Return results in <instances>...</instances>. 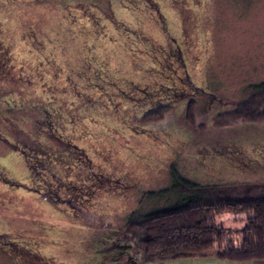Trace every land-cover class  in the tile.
<instances>
[{
    "label": "rangeland",
    "instance_id": "obj_1",
    "mask_svg": "<svg viewBox=\"0 0 264 264\" xmlns=\"http://www.w3.org/2000/svg\"><path fill=\"white\" fill-rule=\"evenodd\" d=\"M3 59L0 264H264L146 260L125 229L172 171L264 197V120L226 115L264 81V0H0Z\"/></svg>",
    "mask_w": 264,
    "mask_h": 264
},
{
    "label": "trees",
    "instance_id": "obj_2",
    "mask_svg": "<svg viewBox=\"0 0 264 264\" xmlns=\"http://www.w3.org/2000/svg\"><path fill=\"white\" fill-rule=\"evenodd\" d=\"M159 72L154 70L155 74L162 76ZM251 87L249 97L237 103L232 113L226 114L230 121L264 120V81ZM168 100L172 101L171 98ZM188 108L187 118L191 120L192 107L189 105ZM160 112L161 109L150 111L143 115L144 120H157L161 117ZM224 122L219 125H225ZM171 176L167 190L149 195H172L175 202L134 218L125 226L128 236L138 242L146 260L202 256L210 251L219 259H264V197L222 198L218 195V187L200 186L175 171ZM224 212L250 215L243 228L231 230L215 224V216ZM233 236H239V239Z\"/></svg>",
    "mask_w": 264,
    "mask_h": 264
},
{
    "label": "flooded vegetation",
    "instance_id": "obj_3",
    "mask_svg": "<svg viewBox=\"0 0 264 264\" xmlns=\"http://www.w3.org/2000/svg\"><path fill=\"white\" fill-rule=\"evenodd\" d=\"M172 44V43H171ZM174 44V43H173ZM177 44V43H176ZM179 50V49H178ZM4 60L5 59H3V60H1L0 61V70H2L3 68H4V66H5V64H4ZM93 67H95V66H93ZM172 71H173V69H172ZM152 72V71H151ZM152 74L154 75L155 73L154 72H152ZM158 75V74H157ZM156 75V76H157ZM186 76H187V74H185ZM155 76V75H154ZM155 82V81H154ZM155 83H157V82H155ZM152 84V83H151Z\"/></svg>",
    "mask_w": 264,
    "mask_h": 264
}]
</instances>
